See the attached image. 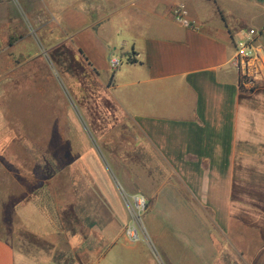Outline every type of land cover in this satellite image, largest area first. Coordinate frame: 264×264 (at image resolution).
<instances>
[{"label":"crops","instance_id":"0c3cea01","mask_svg":"<svg viewBox=\"0 0 264 264\" xmlns=\"http://www.w3.org/2000/svg\"><path fill=\"white\" fill-rule=\"evenodd\" d=\"M250 29L264 48V0H0V55H26L29 67L12 75L23 65L7 59L0 97L30 79L45 93L57 78L55 150L63 152L68 134L58 120L78 106L81 129L102 140L110 168L101 180L80 177L75 168L87 152L73 142L68 158L54 155V174L37 182L22 157L47 149L17 145L18 124H3L10 142L0 143V264L148 262L152 245L127 236L116 182L146 199L148 236L165 258H175L182 230H193L186 245L208 258L216 235L233 227L237 167L255 158L248 151L264 150V81L246 89L233 65ZM112 57L122 60L115 71ZM10 112L0 119L29 117ZM43 156L34 172L44 170ZM18 230L52 253L21 252Z\"/></svg>","mask_w":264,"mask_h":264},{"label":"rangeland","instance_id":"374dc122","mask_svg":"<svg viewBox=\"0 0 264 264\" xmlns=\"http://www.w3.org/2000/svg\"><path fill=\"white\" fill-rule=\"evenodd\" d=\"M7 59L13 60L17 65L25 63L27 56L23 54L0 55V72L2 73H5V70L2 69L6 66ZM49 59V56H47V62L51 61V59L50 61ZM28 68L29 67L23 65L20 69L12 71L11 74H22ZM53 74L55 75V72H53ZM53 83V85L45 88V93H43V91L41 93L38 91V83L33 79L26 81L24 86L12 88L8 85L3 88L6 95L0 97V112L3 113L4 110L5 112L11 110L10 114L12 116L19 117L25 114L26 111L29 112V115H26L29 117L25 118V116H22V118H17L16 120L9 118L6 120L0 119V143L6 145L10 142L7 135V125L5 126L3 124L7 123L10 126L13 124V121H15V124H18L14 127L16 132L14 137L17 145L26 144V146L31 149H36L38 145H41V147L47 149L46 151H34L31 153V157L27 154L24 158L22 157V150L15 151L17 155L22 157L25 163L30 165L33 172L32 175L38 177L32 178L41 183L54 174V155H61L64 158H68L72 143H83L82 151H86L87 153L84 155L83 160L80 161V167L75 168L77 170L76 173L79 172L80 177L95 176L101 180L103 174L104 176L107 175L103 173V171L105 169L108 173L110 171L107 164L108 160H106V150L98 135L93 134L91 130L81 129V123L85 120L81 117L82 115H77V111L80 112V110L77 108L78 106H76V104V109L72 108V111L69 112L68 110V113H66L67 120L65 118L58 120L61 121L64 132H68V134L63 136L66 142V146L61 150L63 152L60 153L59 150H55V143L58 142V137L53 129V124L55 122L54 101L55 96L58 97L60 94L58 88H61V82L59 83L56 78V82ZM62 88V94L70 101L72 97L70 90H67V88L63 86ZM69 105L68 103L67 106L69 107ZM62 106L64 105L62 104ZM2 116L4 117L3 114ZM18 130H21L20 133H17ZM72 132L75 133V136ZM35 143L37 146L34 145ZM92 151L93 153H91ZM248 153H253L255 158H249V165L239 166L236 169L237 181L234 184L232 230L229 234H223L221 240L218 238L219 236L216 235L217 246L211 248L212 252H210L208 258H204L205 254L202 252L201 246L196 244L190 246L186 245L187 239L194 236L193 230H182L181 233L178 234L180 236L176 235L175 238L178 241H176L175 248L172 250L173 253L175 252V258H165L162 249L156 246L154 242L150 240V236H148L150 234H148L149 229L145 217L147 211L141 218V222H136L133 216V210L135 209L134 197L125 193L119 183L116 182L118 193L128 215V226L138 231L139 240L135 242L142 245L149 242V244L151 243L152 245L153 250L150 251L152 258H148V262L146 260L142 264H264V150L248 151ZM43 154H45L47 160L44 170L40 167L39 172H34L36 169L38 171V168H35V165H38V163L34 160L35 158L36 160H42L44 158ZM63 161L67 162V159H63ZM97 162H100L101 166L98 165L99 163ZM86 179L87 181L89 180L88 177ZM98 179L95 181H99ZM95 181L93 183H95ZM56 184L59 190L63 189L66 193V187H68L69 184L66 183L65 177L64 179L61 177L59 181L56 179ZM175 212L179 213L178 210ZM207 215L210 217L209 213H207ZM181 223H183V220H181ZM16 234L20 244L18 249L26 255L38 258L39 256L44 257L52 253L50 244L40 241L33 235L22 230H18ZM193 241L192 238V242ZM220 251L222 254L219 253ZM183 252H185L186 256H184Z\"/></svg>","mask_w":264,"mask_h":264},{"label":"built area","instance_id":"2783aa9c","mask_svg":"<svg viewBox=\"0 0 264 264\" xmlns=\"http://www.w3.org/2000/svg\"><path fill=\"white\" fill-rule=\"evenodd\" d=\"M258 35L256 30L250 29L247 32V38L235 47L233 65L239 72L240 84L246 89H255L264 81V48L257 41ZM109 63L112 70L115 71L122 65V60L118 57H112ZM134 200L133 216L139 223L148 209V203L141 196L134 197ZM126 231L130 240H139L138 231L135 228L128 226Z\"/></svg>","mask_w":264,"mask_h":264}]
</instances>
